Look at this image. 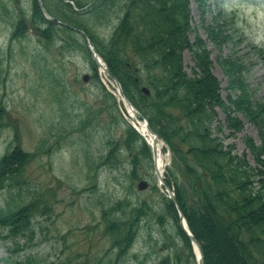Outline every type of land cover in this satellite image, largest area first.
Here are the masks:
<instances>
[{
	"label": "trees",
	"instance_id": "obj_1",
	"mask_svg": "<svg viewBox=\"0 0 264 264\" xmlns=\"http://www.w3.org/2000/svg\"><path fill=\"white\" fill-rule=\"evenodd\" d=\"M39 1L29 0L27 12L21 9L12 18V40H21L34 30L45 43L62 50L82 48L89 55L94 78L103 90V103L108 104L107 113L115 124L123 121L126 126L121 140H108L109 151L101 164L118 169L123 165V154L128 152L132 157L131 176L138 180V169L145 161L153 163V155L146 140L124 120L120 103L103 84L83 36L74 28L87 33L126 96L168 144L172 164L165 181L174 190L188 226L202 246L205 264H264V97L257 96L258 89L250 82L256 65L254 56L264 61V46L248 43L238 50L246 38L238 30H229L228 23L235 16L232 12H220L208 25L203 19V38L192 26L191 0H42L60 22L49 20ZM196 1L203 16L204 5ZM8 2L19 0H0V10L8 13ZM116 6H121L122 16L106 39L84 23L88 15L100 24ZM191 33L195 34L193 42ZM209 42L221 52L233 45L227 56L217 59L231 91L226 100L221 81L214 74ZM186 50L193 54V75L185 69ZM143 87L150 93H144ZM219 110L225 115V124L218 119ZM97 113L92 112L95 116ZM8 118L0 100V133L9 127ZM244 119L257 128L260 142L246 137L247 152L240 155L235 144L227 141L243 130ZM225 129L229 135H225ZM18 138L16 134L11 147L0 157V193L8 192L0 202V243L7 251L2 261L43 264L27 249L35 237L34 219L51 208L40 192L14 203V193L20 197L32 192L26 172L41 146L35 153L28 152ZM248 151L256 167L250 163ZM154 188L161 198L155 206L144 200L127 209L120 202L102 210L105 234L116 259L121 261L130 252L140 223L151 211L162 225L169 217L176 221L188 259L196 264L191 240L179 226L176 206L158 186ZM181 260V255L170 254L156 264H181Z\"/></svg>",
	"mask_w": 264,
	"mask_h": 264
},
{
	"label": "rangeland",
	"instance_id": "obj_2",
	"mask_svg": "<svg viewBox=\"0 0 264 264\" xmlns=\"http://www.w3.org/2000/svg\"><path fill=\"white\" fill-rule=\"evenodd\" d=\"M28 1L6 3L8 13L0 10V100L9 113V127L0 133V157L11 147L16 134L28 152L35 153L41 146L26 172L32 192H24L20 197L14 193V203H22L29 195L40 192L51 208L50 212L34 219L35 237L29 242L27 252L38 256L43 264H156L170 254L181 255V264H193L178 234L176 221L169 217L162 225L151 211L140 223L130 252L121 261L116 259V251L105 234L102 210L120 202L124 209L144 200L150 206L157 205L161 198L154 186H158L159 180L153 163L148 161L138 169L140 179L132 178V157L128 152L123 154V165L118 169L101 164V158L109 151L108 140H121L125 123L115 124L107 113L108 104L103 103L101 84L94 78L85 50H62L56 44L39 39L34 30L28 31L21 40H12V18L20 14L21 9L27 12ZM200 1L204 5L203 16L199 3L191 0L192 26L203 38H206L203 19L208 25L220 12H232L235 16L228 23L229 30H238L246 38L238 50L248 43L264 46V0ZM122 11L121 6L114 7L108 19L100 24L85 15L84 23L106 39L118 25ZM190 39L195 41L194 33ZM208 45L214 74L221 81L222 96L226 100L231 91L217 59L227 56L233 45L224 47L222 52L210 42ZM254 60L256 65L250 82L258 89L257 96L263 98L264 61L256 56ZM184 63L186 71L193 75L195 62L190 50L184 52ZM85 74L90 75L87 82L83 79ZM103 84L112 86L105 76ZM95 111L96 116L92 114ZM121 115L126 122L131 121ZM218 119L225 124L221 110ZM84 122L87 124L82 128ZM244 122L243 130L227 141L235 144L240 155L247 152L246 137L260 142L257 128L245 119ZM229 133L225 129V135ZM163 156L169 164L167 154ZM248 158L256 167L249 151ZM141 180L149 183L144 191L137 189ZM7 195L8 192L0 193V202ZM116 215L121 216L122 212ZM5 256L6 247L0 243V264H5L2 261Z\"/></svg>",
	"mask_w": 264,
	"mask_h": 264
},
{
	"label": "water",
	"instance_id": "obj_3",
	"mask_svg": "<svg viewBox=\"0 0 264 264\" xmlns=\"http://www.w3.org/2000/svg\"><path fill=\"white\" fill-rule=\"evenodd\" d=\"M40 5L43 8L46 16L48 19L50 20H56L55 17L51 16L47 10L44 8L42 2L40 1ZM67 25V24H65ZM77 31H79L83 37L85 38L87 45L89 47V50L91 52V55L93 57V60L95 61V63L97 64L98 68L100 71H104L116 84V86L118 87V91L120 96L122 97L124 104L126 106V108L128 109L129 115L132 118V120L136 123V124H140L139 119H142L145 121V126L147 127L148 133L155 136V139L151 144L152 146V150H153V154H154V160L156 159L157 156V142L158 140L161 139V137L151 128L148 120L144 117V115L134 107V105L132 104V102L126 97V95L124 94V91L122 89L121 83L119 82V80L116 78V76L111 72V70L109 69L108 65L106 64L105 60L103 59V57L100 55V53L98 52L97 48L95 47V45L92 43V41L90 40L89 36L86 34L85 31L81 30V29H76ZM90 78L89 74H85L83 76V79L85 82H87ZM142 90L146 93L149 94V89L146 87H143ZM135 126V125H134ZM139 131V130H138ZM154 167H155V173L157 178L159 179V187L161 188V191L163 193H166L167 196L170 198V200L173 202V204L176 206L178 213H179V226L182 230V232L191 240L192 246L194 248V253L195 255H197V253L199 254L197 257V264H205V260H204V253H203V249L201 244L199 243V241L194 237V235L192 234L191 230L189 229L186 217L183 213L182 207L179 204L177 197L175 196V193L173 192V190L168 186V184L163 180L162 174L159 171V168H157V164H156V160L154 162ZM148 188V182L146 180H142L141 182H139L138 184V190L143 191L146 190Z\"/></svg>",
	"mask_w": 264,
	"mask_h": 264
},
{
	"label": "bare ground",
	"instance_id": "obj_4",
	"mask_svg": "<svg viewBox=\"0 0 264 264\" xmlns=\"http://www.w3.org/2000/svg\"><path fill=\"white\" fill-rule=\"evenodd\" d=\"M139 126V130H140V132L142 133V134H144L146 137H147V139H148V141L150 142V143H152L153 141H154V136L153 135H149L148 134V132H147V127L145 126V123H141L140 125H138ZM162 146H163V144L160 142L159 144H158V146H157V149H158V158H157V161H158V164H159V170H160V172H162L163 171V167H164V159H163V156H161V149H162ZM199 254L197 253V256H198Z\"/></svg>",
	"mask_w": 264,
	"mask_h": 264
}]
</instances>
